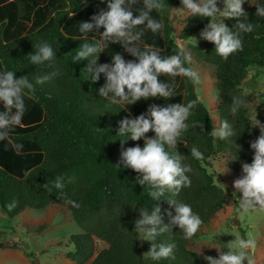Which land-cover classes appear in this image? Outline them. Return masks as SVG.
<instances>
[{"label": "trees", "instance_id": "1", "mask_svg": "<svg viewBox=\"0 0 264 264\" xmlns=\"http://www.w3.org/2000/svg\"><path fill=\"white\" fill-rule=\"evenodd\" d=\"M66 1L68 7H64ZM138 2L143 4V0ZM164 2V10L153 11L166 13L181 0ZM107 3L108 0H0V72L13 71L17 78L28 76L33 83L37 77L49 72L57 69L60 72L50 82L36 85L34 93L25 90L24 126H17L12 132L14 141L23 144L21 153L18 155L6 141L0 142V208L13 218L25 209L65 205L73 221L84 231L70 239L74 251L68 253V258L75 264H203L188 248L192 238L184 239L178 226L156 239L157 243L176 244L175 260L154 261L144 255L146 247L136 231L135 221L140 218L143 208H148L151 213L157 201L148 195L147 185L142 187L136 183L142 176L120 163L123 150L137 145L143 148L144 140L132 141L117 135L121 120L141 114L147 116L152 104L166 107L197 99L196 85L187 77L177 76L174 78L177 85L174 96L166 100L149 98L129 105L111 104L102 98L99 89L105 85L106 77L101 74L96 83L87 80L83 69L89 61L73 63L72 56L84 42L80 23L92 22L93 15L108 11ZM256 6H264V0H258L255 6L244 10L248 16L241 18L254 24V31L241 33L243 49L226 60L216 53L211 42L204 40L197 46L190 43V37L202 31L211 18L189 15L176 37L189 44L186 48L193 59L214 68L221 98L220 123L227 120L236 131V136L228 140L211 136L212 117L202 101L192 110L187 121L189 129L178 141L177 151L184 156L183 164L191 167V172L187 173L191 186L183 188L175 199L191 205L193 212L203 220L201 228L226 203L224 190L216 185L215 176L209 171L210 161L216 155H222L234 163L236 170H241L244 163L253 162L255 152L250 145L261 135V130L264 131L250 121L254 93L247 94L244 89L251 68L264 67V17L256 15ZM236 23L235 19L225 22L230 29H234ZM164 24L162 45L153 43L149 37L142 45L160 48L163 56L177 54L179 45L174 41L175 31L168 22L164 21ZM103 31L101 28L99 32L88 33V42L100 39ZM42 41L48 42L57 52L56 59L51 62L53 67H49V62L41 65L30 62L28 56L35 54L36 46ZM116 53L126 61L135 59L122 45L110 43L99 54L98 65L111 64ZM185 67L190 64L186 62ZM160 79L167 83L173 80L166 74ZM234 97L246 102L235 114L230 111ZM0 111H3L2 103ZM146 136L154 138L155 133L150 131ZM193 147L204 154L203 160L191 156ZM58 176L64 177L62 191L53 187ZM168 195L159 201L165 224L169 222L167 211L175 215L174 208L165 200ZM69 199L80 207H72L67 203ZM13 200L18 204L9 211L6 205ZM96 238L106 243L107 248L95 256Z\"/></svg>", "mask_w": 264, "mask_h": 264}, {"label": "clouds", "instance_id": "2", "mask_svg": "<svg viewBox=\"0 0 264 264\" xmlns=\"http://www.w3.org/2000/svg\"><path fill=\"white\" fill-rule=\"evenodd\" d=\"M137 3L138 0H108V11H100L91 17L92 22H81L79 25L84 42L72 56V62L88 60V66L83 71L87 80L90 79L93 83L99 81L101 74L106 77V83L99 89V95L108 99L111 104L132 105L149 98L164 100L171 98L177 87L174 79L177 76L189 78L194 85L201 82L200 75L194 68L185 67V63L191 64L193 58L183 43L179 45V52L170 56L161 55L162 50L158 47L142 45L144 28L140 26H146V29L153 33L162 32L165 27L163 21H158L151 15L153 10L165 9L164 0H143V7L138 14L133 11V6ZM245 3L246 0H223L224 8L221 11L217 6L218 0H181L183 9L173 10L206 19L211 18L208 19L209 23L202 30L200 37L213 43L216 53L226 60L230 55L243 49L241 33L254 31V24L241 19L248 16L242 7ZM256 7V15L264 17V6ZM217 16L235 19L237 23L234 29L226 26L221 19L217 20ZM101 28L104 31L100 39H93L94 43L93 40L88 42L87 34L94 30L99 32ZM190 38L197 46V39ZM110 43L122 45L125 52L135 59L126 61L121 54L116 53L112 56L111 64L98 65L99 54L104 52ZM36 48L35 54L28 56L31 64L41 65L49 62V67H53L51 62L57 57L53 47L42 41ZM162 74L172 77V82H162L160 79ZM59 75L57 69L37 77L33 83L28 76L17 78L13 71L0 72V103L3 104V111H0V142L6 141L18 155L23 149V144L14 141L12 132L15 127L24 126L22 119L26 111L25 90L34 93L36 85L50 82ZM201 102V98L198 97L187 104L175 103L166 107L152 104L147 110V116L141 114L136 118H125L119 122L117 135L125 136L132 141L144 140L143 148L137 145L123 150L120 163L142 176L138 177L136 183L142 187L147 185L150 189L148 195L157 201L151 213L148 208H143L140 211V218L135 221L136 231L143 234L145 241L151 242L150 250L144 255L154 261L175 260L176 244L157 243L158 236L171 233L173 226H178L184 233V239L189 240L197 234L203 224L202 218L193 212L191 205L175 199L183 188L191 186V179L187 175L191 172V167L183 164L184 156L177 151L178 141L189 129L187 121L193 114L192 110ZM245 103V100L239 97L232 98L230 111L233 114L237 113ZM150 131L155 133L154 138L146 136ZM210 135L223 141L236 136V131L232 124L224 120L219 127L213 128ZM125 140L121 141L122 147ZM250 146L255 152L253 162L242 165L243 176L236 179L233 185L236 192L242 194V198L238 200V208L242 213L264 210V131L261 130V135ZM191 156L197 160L205 158L196 147L191 149ZM219 185L226 191L223 184ZM44 186L47 187V184ZM53 187L62 191L65 187L64 177L58 176L53 182ZM166 194L169 195L165 200L175 210L174 216L171 211L165 213L169 217L167 224L164 223V215L159 206V201ZM67 203L74 208L80 207L71 199L67 200ZM17 204L18 202L13 200L6 207L12 211ZM256 247L257 242L249 233L247 238H237L234 242L224 245L222 248H227V252L220 251L222 248H216L218 258L211 256L203 258L207 264H244L245 261L247 264H255L251 253ZM198 254L203 255L201 252Z\"/></svg>", "mask_w": 264, "mask_h": 264}, {"label": "rangeland", "instance_id": "3", "mask_svg": "<svg viewBox=\"0 0 264 264\" xmlns=\"http://www.w3.org/2000/svg\"><path fill=\"white\" fill-rule=\"evenodd\" d=\"M257 1L246 0L242 7L246 10L255 6ZM67 2L64 7H68ZM138 4L143 5L140 2ZM217 6L222 11L224 8L223 0H218ZM173 9L182 10L183 5L180 2L172 9L165 11L166 13L159 14L153 11L151 15L158 21H168V24L175 31L173 33L174 41L178 45L183 43L187 47L189 44L176 37L183 27L184 19L190 14ZM140 10L133 6L134 13L138 14ZM216 19H221L223 23L227 20L219 16ZM140 27L145 28L146 26ZM162 32L153 33L160 38V40L158 39L159 46L163 43ZM201 32L193 36L197 39V44L204 42L200 37ZM151 36L153 37V35ZM142 40H144V36ZM190 43L195 44L193 40ZM190 67L194 68L200 75L201 82L196 85L197 94L209 109L214 127H219L220 114L218 110L221 105V98L216 87L214 68L195 59H192ZM257 74L259 77L254 78ZM244 89L247 94L254 93L250 121L254 127L261 129L264 127V67L251 68L250 79L244 83ZM210 164L209 171L214 174L216 185L222 190L223 188L219 184L225 186L226 203L192 237L188 245L189 250L195 253L203 264H207L204 256L218 258L219 253L216 248H222L237 238H247L250 233L257 242L255 251L251 253L255 259V264H264V210L242 213L238 208V200L242 198V194L236 192L233 185L236 179L243 176L242 169L236 170L234 163L222 155H216ZM233 193L236 194L233 195ZM234 219L239 222V225L234 222ZM83 233V229L73 221L69 210L63 204L50 205L44 209H25L13 218H10L0 208V264H75L68 258V253L74 251L70 239L74 235ZM138 235L146 247L147 253L151 248V242L145 241L142 233H138ZM95 246V256L107 248V244L97 238L95 239ZM220 251L227 252L228 249L222 248ZM199 252L203 255L198 254ZM244 264L247 262L245 261Z\"/></svg>", "mask_w": 264, "mask_h": 264}, {"label": "crops", "instance_id": "4", "mask_svg": "<svg viewBox=\"0 0 264 264\" xmlns=\"http://www.w3.org/2000/svg\"><path fill=\"white\" fill-rule=\"evenodd\" d=\"M135 6V8L137 9V10H140L142 7H143V5H141V4H136V5H134ZM152 14V13H151ZM185 20V19H184ZM168 22V21H167ZM163 31V30H162ZM163 33H164V31L162 32V37H163ZM102 34H100V36H101ZM151 35H153V37L151 36ZM144 40H142V41H145L146 39H147V37H149L152 41H154L155 43L156 42H158V39L160 40V38H159V36L157 37V36H155L154 34H153V32L151 31V30H148V29H146V27L144 28ZM185 43H187V42H185Z\"/></svg>", "mask_w": 264, "mask_h": 264}, {"label": "water", "instance_id": "5", "mask_svg": "<svg viewBox=\"0 0 264 264\" xmlns=\"http://www.w3.org/2000/svg\"><path fill=\"white\" fill-rule=\"evenodd\" d=\"M234 222H235L237 225H239V222H238L236 219H234Z\"/></svg>", "mask_w": 264, "mask_h": 264}]
</instances>
